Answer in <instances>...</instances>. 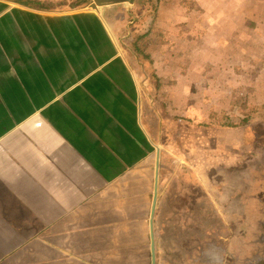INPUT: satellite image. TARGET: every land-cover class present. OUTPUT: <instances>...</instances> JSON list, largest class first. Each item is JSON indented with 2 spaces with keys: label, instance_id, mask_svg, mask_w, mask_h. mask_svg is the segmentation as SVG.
Instances as JSON below:
<instances>
[{
  "label": "crops",
  "instance_id": "0c3cea01",
  "mask_svg": "<svg viewBox=\"0 0 264 264\" xmlns=\"http://www.w3.org/2000/svg\"><path fill=\"white\" fill-rule=\"evenodd\" d=\"M112 1L0 0V264L218 263L203 223H227L246 161L218 165L211 141L233 155L234 130L189 124L192 156L173 167L156 114L191 79L232 82L264 18L248 0Z\"/></svg>",
  "mask_w": 264,
  "mask_h": 264
},
{
  "label": "rangeland",
  "instance_id": "374dc122",
  "mask_svg": "<svg viewBox=\"0 0 264 264\" xmlns=\"http://www.w3.org/2000/svg\"><path fill=\"white\" fill-rule=\"evenodd\" d=\"M248 5L250 9L253 7L259 9L261 17L264 18V4L261 0H248ZM219 18L232 23L241 20L240 16L235 15H224ZM250 21L259 23L260 19L256 17ZM262 24L264 25V22ZM246 37L248 40L245 41L244 46L236 55L234 54L235 78L232 82L222 80L221 82L212 81L209 84L204 81V78L196 81L191 79L186 92L169 95L164 100L167 102L165 111H159L158 115L156 114L162 120L161 127L167 131L164 137L159 135L158 142L160 144L163 140L164 146L167 147L168 159L173 167L178 165V150H181L183 157L192 156L191 144L194 143V132L190 129V125L196 128L215 126L219 129L218 132L226 128L234 130L233 136L236 138L233 143L235 145L233 155L222 152L220 148L223 149V147H219L223 144L221 140L211 141L213 151L218 155L213 159H217L218 165L221 160H225L226 155L233 158L234 163L246 161L241 170H231V174L228 175L233 178L232 183H228V192L231 191L234 200L233 204L229 201L226 209L220 210L223 214L227 212L228 215L225 216L228 219L227 223L223 221V216L220 214L218 216L216 214V218L213 216L214 220L219 221L211 225L213 229L216 224V232L212 235L206 233L209 224L205 226L203 223V242L217 241L214 245L223 248V251L216 255L217 264H225L226 233L228 244L232 233V252L228 246V264L231 263L230 259L232 264H264V27L254 35ZM248 68L250 70H247ZM189 80L190 77L187 78V82ZM199 83L211 86L195 88ZM205 90L211 91V94L202 93ZM213 94L217 95L220 105L212 104ZM178 98H182L187 106L189 102L192 104L194 110L191 117H187L185 112L175 108ZM168 107L169 111H167ZM183 114L185 117H182ZM193 116L195 118L190 119ZM181 133L186 135V140L177 141L178 134ZM191 140L192 143H190ZM210 150L212 149L208 143H201V156H204L205 152L208 154L207 151ZM215 167L217 168L216 165ZM229 216L233 218V221H230ZM214 237H216L215 240ZM203 248H205L204 245ZM207 256H209L207 253H203V263L206 262Z\"/></svg>",
  "mask_w": 264,
  "mask_h": 264
},
{
  "label": "water",
  "instance_id": "95a60500",
  "mask_svg": "<svg viewBox=\"0 0 264 264\" xmlns=\"http://www.w3.org/2000/svg\"><path fill=\"white\" fill-rule=\"evenodd\" d=\"M111 2H114V1H112V0H94V4L92 5V8L97 10V8H99V7H103L106 5L113 4Z\"/></svg>",
  "mask_w": 264,
  "mask_h": 264
},
{
  "label": "flooded vegetation",
  "instance_id": "af4514ba",
  "mask_svg": "<svg viewBox=\"0 0 264 264\" xmlns=\"http://www.w3.org/2000/svg\"><path fill=\"white\" fill-rule=\"evenodd\" d=\"M230 262H231L230 264H232V259H230Z\"/></svg>",
  "mask_w": 264,
  "mask_h": 264
},
{
  "label": "trees",
  "instance_id": "16d2710c",
  "mask_svg": "<svg viewBox=\"0 0 264 264\" xmlns=\"http://www.w3.org/2000/svg\"><path fill=\"white\" fill-rule=\"evenodd\" d=\"M191 0H188V2H190Z\"/></svg>",
  "mask_w": 264,
  "mask_h": 264
}]
</instances>
